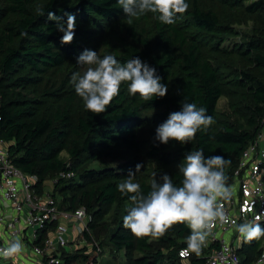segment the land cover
Here are the masks:
<instances>
[{
	"label": "trees",
	"instance_id": "16d2710c",
	"mask_svg": "<svg viewBox=\"0 0 264 264\" xmlns=\"http://www.w3.org/2000/svg\"><path fill=\"white\" fill-rule=\"evenodd\" d=\"M186 3L187 11L177 14L174 24H162L148 13L128 25L116 0H0V138L8 144L14 164L40 181L62 170L75 172L60 183L61 207L74 211L85 206L91 220L83 238L104 234L116 251H126L123 261L106 264H206L212 246L181 260L180 250L190 235L184 223L158 239L137 238L123 224L109 227L115 206H133L117 184L142 164L133 182L145 194L151 180L159 181L164 173L179 186L177 166L188 151L197 149H203L205 157L229 160L225 172L230 177L243 151L264 133V0ZM37 5L46 8L44 16L36 14ZM47 11L64 21L66 13L75 15L71 43L60 42L63 33L47 19ZM248 20L255 24L253 34L226 45L241 34L236 25ZM90 28L95 34L101 29V57L111 54L121 63L139 57L157 69L167 94L145 102L138 94L129 95L127 84H122L106 112L86 110L62 77L79 66L76 58L89 49L80 41L88 42L85 33ZM221 98L227 99V110H219ZM184 101L205 107L214 123L188 144L159 143L156 127ZM101 158H122V163L90 167ZM259 223L264 228V220ZM237 234L232 232L235 243ZM239 243L242 264H252L264 249V236ZM99 246L93 245L90 254L77 249L65 256L66 264H98L104 243Z\"/></svg>",
	"mask_w": 264,
	"mask_h": 264
},
{
	"label": "clouds",
	"instance_id": "9594fccd",
	"mask_svg": "<svg viewBox=\"0 0 264 264\" xmlns=\"http://www.w3.org/2000/svg\"><path fill=\"white\" fill-rule=\"evenodd\" d=\"M123 9L126 24L133 25L134 20L152 13L162 24H174L177 14L187 11L186 0H116ZM38 16L46 14V8L37 5ZM64 21L54 12L47 11V19L56 22L57 29L63 33L62 44L73 41L76 28L74 14L66 13ZM76 64L84 66L85 71L74 72L71 82L75 93L82 99L83 107L92 114L106 112L113 99L119 95L122 84H127V92L149 102L154 97H164L168 86L162 83L157 69L139 57L130 58L121 63L114 55H98L97 51L85 49L77 58ZM178 111L169 113L167 119L155 129V140L161 144L176 141L185 145L194 140L198 131H207L214 123L207 109L194 102H180ZM230 164L222 155L205 157L203 149L188 151L178 164L182 179L180 185L173 183L171 176L164 173L160 180L153 178L150 190L145 194L139 183L133 182V176L143 167L137 164L135 171L129 170L128 177L117 184L122 194H128L132 207L123 217V227L137 238L158 239L177 223H184L190 229L186 237L187 247L180 250L181 260L191 253L197 256L216 221L227 222L220 200L227 201L233 196L229 176L225 172ZM155 175V174H154ZM260 215L247 219L236 226V231L244 242L259 240L264 236ZM21 240L15 239L0 247V257L8 259L22 251Z\"/></svg>",
	"mask_w": 264,
	"mask_h": 264
},
{
	"label": "built area",
	"instance_id": "2783aa9c",
	"mask_svg": "<svg viewBox=\"0 0 264 264\" xmlns=\"http://www.w3.org/2000/svg\"><path fill=\"white\" fill-rule=\"evenodd\" d=\"M74 175L71 169L62 170L40 181L14 164L8 144L0 138V247L15 239L23 244L14 257H0V264H66V257L77 250L74 245L85 239L83 233L89 231L91 220L85 206L74 211L61 207L60 183ZM228 183L233 196L218 201L228 219L216 221L207 238L205 247L212 246V250L206 264H242L238 252L242 238L238 233L235 243L232 232L256 215L264 220V133L243 151ZM74 219L83 225L71 228ZM252 264H264V249Z\"/></svg>",
	"mask_w": 264,
	"mask_h": 264
},
{
	"label": "rangeland",
	"instance_id": "374dc122",
	"mask_svg": "<svg viewBox=\"0 0 264 264\" xmlns=\"http://www.w3.org/2000/svg\"><path fill=\"white\" fill-rule=\"evenodd\" d=\"M245 4H249L253 1L256 0H243ZM102 21V20H101ZM238 30L240 31V35H238L235 38H230L228 39L225 44L230 45L232 44L233 41H240L242 40L246 35H252L254 30H255V24L253 21L248 20L246 23H242L239 25H236ZM98 32L95 34V30L92 28L88 29L86 31V36L88 37V42L80 41V45L84 46L87 45L89 49L97 51L98 55H100V44L98 45V40H99V30L97 29ZM85 71L84 66H76L74 67L71 71H67L65 75L62 77L64 85H66L68 88H72L73 91L74 87L71 82V76L74 72H80L81 74ZM227 99L226 98H221L219 103H218V108L219 110H227ZM65 155V153H64ZM122 158H101L97 159L94 162L90 164V167H95V168H103V167H108V166H120L122 163ZM130 203H126L123 206H115L110 214H109V222L107 223L109 227H115L117 224H123V217L127 214L128 206ZM65 222V220H63ZM83 225L80 221H77L74 219V223L70 224L71 228H77L78 226ZM102 241L104 243L103 247V252L100 254L98 257V264H106V263H112V262H121L123 261L126 257V251L125 250H115L113 246L108 242V237L105 236L104 234L100 235L97 237L94 233L91 234V240L88 239H82L80 240L79 244L74 245V249H83L85 250V253L90 254L93 252V245L94 243L96 245H99V242Z\"/></svg>",
	"mask_w": 264,
	"mask_h": 264
}]
</instances>
